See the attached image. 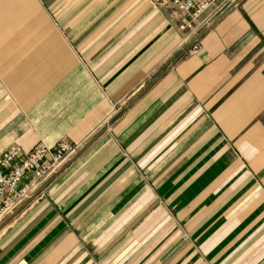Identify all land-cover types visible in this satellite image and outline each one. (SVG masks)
<instances>
[{"label": "crops", "instance_id": "1", "mask_svg": "<svg viewBox=\"0 0 264 264\" xmlns=\"http://www.w3.org/2000/svg\"><path fill=\"white\" fill-rule=\"evenodd\" d=\"M146 1L0 0V155L81 147L0 240V264L113 242L119 264H264V0H242L144 89L187 32ZM49 242L52 260L37 253Z\"/></svg>", "mask_w": 264, "mask_h": 264}, {"label": "built area", "instance_id": "2", "mask_svg": "<svg viewBox=\"0 0 264 264\" xmlns=\"http://www.w3.org/2000/svg\"><path fill=\"white\" fill-rule=\"evenodd\" d=\"M154 8L179 21V29L194 33L203 27L207 13L216 15L220 0H147ZM194 49V48H193ZM75 144L60 141L53 147L44 144L23 152L11 146L0 155V221L26 200L53 172L75 153Z\"/></svg>", "mask_w": 264, "mask_h": 264}, {"label": "rangeland", "instance_id": "3", "mask_svg": "<svg viewBox=\"0 0 264 264\" xmlns=\"http://www.w3.org/2000/svg\"><path fill=\"white\" fill-rule=\"evenodd\" d=\"M235 1V0H220L219 3L220 5L223 4V8L222 10L217 13L216 15H214L209 21L208 25H210L213 20L215 18H217L229 5H231V3ZM242 0H240L235 6H233V8H235ZM149 4L148 1H146ZM152 6V5H150ZM153 7V6H152ZM154 8V7H153ZM232 8V9H233ZM231 9V10H232ZM229 10V12L231 11ZM227 12L224 17L229 13ZM224 17H222L220 20H218L214 26L216 24H218ZM207 25V26H208ZM206 26V27H207ZM213 26V27H214ZM205 27V28H206ZM212 27V28H213ZM204 26L201 29H198L197 31H195L194 33L191 32H186V37L183 40V44L181 46L180 51H178V53L174 56V58H172V61H169L165 67L163 69H161L144 87L148 88V86H151L156 80H158L160 77H162L164 75V73L168 70H170L181 58H183L184 56H186V54H188L189 52H191V50L193 49L194 46H196L200 40L204 37V35L202 37H200L199 39H197L200 35V33L205 29H203ZM211 28V29H212ZM210 29V30H211ZM181 31V30H180ZM183 32V31H182ZM209 32V31H208ZM207 32V33H208ZM206 33V34H207ZM205 34V35H206ZM143 90V89H142ZM141 90V91H142ZM140 91V92H141ZM136 99V96L131 98L123 107H121L120 109H116V111H114L112 113V115L110 116V119L108 120V122H106L107 126H110L116 119H118V117L126 110L128 109L132 103L134 102V100ZM123 111L111 124H109V122L113 119V117H115V115H117L119 112ZM106 129V128H105ZM42 144V143H41ZM45 145V144H44ZM47 146V145H46ZM76 151L75 153L64 163L63 166H61L60 168H58V170H56L55 172H53L43 183L47 182L50 183L52 180V176L53 175H57V173L63 169V167L69 162L71 161L74 157H76V155H78V151L81 148L80 145L75 144ZM49 147V146H48ZM43 183L26 199L24 200L21 204H19L9 215H7L6 217H4L1 221H0V240L3 239L6 235H8L12 229L17 225L19 226L20 224V216L22 215V212L24 211V209L36 198V196L40 193V191L47 185H45L40 191H38V189L43 185ZM38 191V192H37ZM16 222V223H15ZM30 230V228L28 229V231ZM3 231H5V233H2ZM27 231V232H28ZM27 232H25L24 235L27 234ZM62 233V231H61ZM28 245V243L25 241L24 236L21 238V236H19V238L17 240H15L13 243L9 244V246L7 247V251H12L14 253L19 252L21 249L25 248ZM66 245L67 242H61L59 245L56 246L55 250L60 247L61 249H66ZM59 248V249H60ZM116 248H117V243L113 242L110 244V247L102 252L96 251L95 253H90V257L88 258H72L70 259L66 264H105L107 258V255L111 256V254H115L116 253ZM45 251L42 249V247L38 250L37 253L40 252H44L45 256L50 258L52 260V253L51 252L54 249V243H46V247H45ZM54 251V250H53ZM99 252V253H98ZM92 256V257H91ZM40 259H44L45 261V257H41ZM112 260L110 261L109 259V264H119V261H117L116 258H111ZM64 260H66V258H62L61 261L63 262ZM8 261V260H7Z\"/></svg>", "mask_w": 264, "mask_h": 264}, {"label": "water", "instance_id": "4", "mask_svg": "<svg viewBox=\"0 0 264 264\" xmlns=\"http://www.w3.org/2000/svg\"><path fill=\"white\" fill-rule=\"evenodd\" d=\"M240 0H235L231 3V5H229L217 18H215L213 20V22L208 25L199 35V37L197 39H199L200 37H202L203 35H205L213 26L214 24L220 20L222 17H224V15L229 12V10H231L233 8V6H235ZM123 111L119 112L117 115H115V117H113V119L109 122V124H111ZM48 182V181H47ZM47 182L43 183V185L38 189V191H40L46 184ZM37 191V192H38Z\"/></svg>", "mask_w": 264, "mask_h": 264}]
</instances>
